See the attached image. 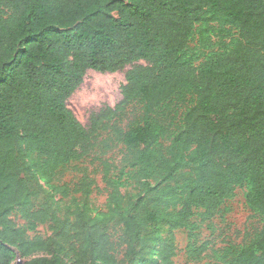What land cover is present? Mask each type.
Returning <instances> with one entry per match:
<instances>
[{
  "label": "trees",
  "instance_id": "1",
  "mask_svg": "<svg viewBox=\"0 0 264 264\" xmlns=\"http://www.w3.org/2000/svg\"><path fill=\"white\" fill-rule=\"evenodd\" d=\"M200 22L237 35L212 49L200 30L197 50ZM128 65L122 99L86 127L68 99L89 69ZM133 103L136 120L124 126ZM181 103L189 104L180 113ZM103 131L126 148L118 177L103 161L107 210L76 203L63 211L57 196L88 197L96 181L54 180ZM126 183L136 192L125 194ZM245 183L262 226L225 247L218 264H264V0H0V264L41 249L51 257L22 264H175L177 229L188 231L187 255L198 260L207 245L198 246L195 216L215 217ZM48 222L65 241L29 238Z\"/></svg>",
  "mask_w": 264,
  "mask_h": 264
},
{
  "label": "rangeland",
  "instance_id": "2",
  "mask_svg": "<svg viewBox=\"0 0 264 264\" xmlns=\"http://www.w3.org/2000/svg\"><path fill=\"white\" fill-rule=\"evenodd\" d=\"M210 25H214L215 29L210 30L206 23L200 22L196 24V36L191 42L193 47L197 50L204 51L199 33L209 37L211 44L209 48L218 49L222 45L223 41L229 42L231 37L237 35V30L232 29L231 36L224 35L225 27L219 26L218 23L210 22ZM230 28V26H226ZM143 62V61H141ZM132 67V65L126 66L124 69L116 72H100L93 69H89L84 77L83 83L68 99V106L75 113L78 119L86 126L90 127V117L94 112L100 111L105 106H114L122 99L121 87L126 82V72ZM189 103L179 105L180 113L184 111ZM140 105L133 103L127 109V114L122 116V125L126 126L129 122L136 120L135 113L139 112ZM180 121V115L176 118V123ZM108 140V147L104 146L100 141L102 139ZM169 144V141L165 143ZM126 148L120 142L115 141L111 135L107 132H102L98 137V144L95 148L89 151L82 158L73 160L68 163L59 174L56 176L55 183L69 182L72 184L80 182L84 177L95 179L96 188L94 192L85 197L81 193L72 194L70 197L60 199L57 196L59 205L62 206L63 211L67 207H71L76 203L81 205L87 204L93 211H106V203L108 197V191L106 183L103 180V161L107 160L117 168L112 172V176L118 177L120 170L124 164V155ZM126 177H123L125 180ZM41 183L46 189H50V184L41 179ZM250 190V185L245 183L242 186L237 187L233 196L225 200L221 206V211L213 218L202 221L200 216H195V220L200 225L198 246L206 244L207 249L203 253L202 257L198 260L191 259L187 255V245L189 242L188 231L185 229H177L175 231L177 255L173 258L175 264H218L222 262V256L224 248L230 244L240 245L245 243L246 234L254 233L262 226V218L248 206L246 195ZM122 191L128 195L136 192L131 183H126L122 187ZM45 193H42L37 200L36 205L39 206L43 200ZM63 211L61 214H63ZM202 211V209H198ZM11 218L18 226H24L26 221L22 218L20 212L15 210L12 213ZM113 238L115 240L121 236L122 232L119 226L111 229ZM167 234V230L162 232ZM29 238H34L36 235H40L43 238L50 236L54 237L58 241H65L61 237H57L53 230L50 228V222L46 224H40L36 231L28 232ZM123 247H120L117 255L118 259H123L122 254ZM71 253L66 254V259L71 263ZM43 257H51L49 250L41 249L31 253L27 257L19 256L18 261L25 262L32 259H40ZM124 264V263H122Z\"/></svg>",
  "mask_w": 264,
  "mask_h": 264
},
{
  "label": "water",
  "instance_id": "3",
  "mask_svg": "<svg viewBox=\"0 0 264 264\" xmlns=\"http://www.w3.org/2000/svg\"><path fill=\"white\" fill-rule=\"evenodd\" d=\"M18 264H22V261H19Z\"/></svg>",
  "mask_w": 264,
  "mask_h": 264
}]
</instances>
